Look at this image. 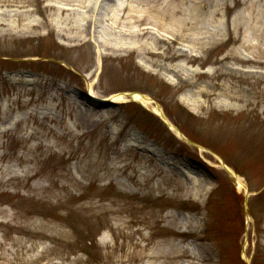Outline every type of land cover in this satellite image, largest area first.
Masks as SVG:
<instances>
[{"label": "rangeland", "instance_id": "obj_1", "mask_svg": "<svg viewBox=\"0 0 264 264\" xmlns=\"http://www.w3.org/2000/svg\"><path fill=\"white\" fill-rule=\"evenodd\" d=\"M77 1L0 0V264H264V0Z\"/></svg>", "mask_w": 264, "mask_h": 264}, {"label": "bare ground", "instance_id": "obj_2", "mask_svg": "<svg viewBox=\"0 0 264 264\" xmlns=\"http://www.w3.org/2000/svg\"><path fill=\"white\" fill-rule=\"evenodd\" d=\"M113 1V11H112V17L114 19V24H116V20L118 15L117 12H121V11H125L126 10V5L129 4L132 0L128 1V0H111ZM139 4L141 3L142 4V0H136ZM136 1H132V2H136ZM70 2H73V0H70ZM97 3H98V0H78L77 1V5L74 6V5H70L71 7H55V10L57 12V15L60 16V14H63L64 12L65 13H73V11H76V12H80L79 13V17H80V21H82V25H80V33L82 35V38L85 39V40H88V38H93V41L95 43V45L100 48H110L109 46H114V44L110 43L109 40H107L106 38H98L96 39L95 38V35H94V32H91L90 30V21L93 22V24H97V27L99 29H101L102 31H107V26H103V22L102 25H98L100 23V20L96 19V6H97ZM130 7L132 8V6L130 5ZM81 11H80V10ZM84 10V11H83ZM114 10L116 11L115 13V16H114ZM130 11H132L131 9H127V13L128 14ZM139 13H145L144 10H137ZM87 13V15H86ZM128 16V15H127ZM116 17V18H115ZM140 17V16H139ZM91 19V20H90ZM110 19V18H109ZM139 19V18H138ZM67 20V19H66ZM65 21V19H64ZM112 25H108L109 28H111ZM98 29V30H99ZM147 28H142V29H139V30H135V31H132L133 28L129 27V26H126L124 24H121L120 25V29L118 32L121 31V35H126V36H133L135 37L137 40H141L142 38H144L146 35H147V31L145 30ZM105 33V32H104ZM93 35V36H92ZM126 45L125 44H122V43H119V44H116L115 47L116 48H124ZM174 57H176L174 55ZM93 96V95H92ZM95 98V96H93ZM123 97H125V94L122 96V95H117V96H113L111 99L112 100H117V99H123ZM132 100H134L135 102L139 103L140 105H142L143 107L147 108V109H150L154 114L158 115V116H161V113L159 111L158 108H156L153 103H152V100H150L149 98L145 97V96H142V95H139V94H133L132 96ZM89 116L92 117V114L91 112H88ZM87 115V116H88ZM230 174L235 178V181H236V187L238 190H245L246 189V186L245 184L237 177H235L234 173H232L230 171Z\"/></svg>", "mask_w": 264, "mask_h": 264}, {"label": "water", "instance_id": "obj_3", "mask_svg": "<svg viewBox=\"0 0 264 264\" xmlns=\"http://www.w3.org/2000/svg\"><path fill=\"white\" fill-rule=\"evenodd\" d=\"M131 102H135L134 100H132V96H133V93H128V94H126L125 95ZM89 99H90V101L92 102V103H94V104H96V105H100V104H102L100 101H97L95 98H93V97H89ZM162 119H163V121H164V123L166 124V125H168V123H167V121L165 120V117H164V115L163 114H161V116H160Z\"/></svg>", "mask_w": 264, "mask_h": 264}, {"label": "trees", "instance_id": "obj_4", "mask_svg": "<svg viewBox=\"0 0 264 264\" xmlns=\"http://www.w3.org/2000/svg\"><path fill=\"white\" fill-rule=\"evenodd\" d=\"M166 114L168 115V117L171 116L167 110H166Z\"/></svg>", "mask_w": 264, "mask_h": 264}]
</instances>
